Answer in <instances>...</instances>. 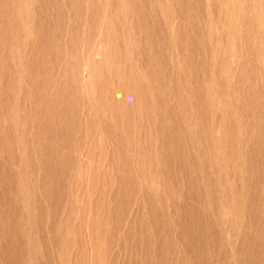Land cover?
Segmentation results:
<instances>
[{
    "label": "rangeland",
    "instance_id": "1",
    "mask_svg": "<svg viewBox=\"0 0 264 264\" xmlns=\"http://www.w3.org/2000/svg\"><path fill=\"white\" fill-rule=\"evenodd\" d=\"M0 264H264V0H0Z\"/></svg>",
    "mask_w": 264,
    "mask_h": 264
},
{
    "label": "bare ground",
    "instance_id": "2",
    "mask_svg": "<svg viewBox=\"0 0 264 264\" xmlns=\"http://www.w3.org/2000/svg\"><path fill=\"white\" fill-rule=\"evenodd\" d=\"M97 50V49H96ZM96 52V51H95ZM84 67V66H83ZM84 69V68H83Z\"/></svg>",
    "mask_w": 264,
    "mask_h": 264
}]
</instances>
